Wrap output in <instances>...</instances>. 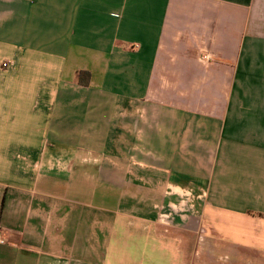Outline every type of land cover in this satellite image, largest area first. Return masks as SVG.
<instances>
[{"label":"crops","instance_id":"0c3cea01","mask_svg":"<svg viewBox=\"0 0 264 264\" xmlns=\"http://www.w3.org/2000/svg\"><path fill=\"white\" fill-rule=\"evenodd\" d=\"M0 233V264H264V0H0Z\"/></svg>","mask_w":264,"mask_h":264},{"label":"built area","instance_id":"2783aa9c","mask_svg":"<svg viewBox=\"0 0 264 264\" xmlns=\"http://www.w3.org/2000/svg\"><path fill=\"white\" fill-rule=\"evenodd\" d=\"M7 63H4L3 66H7ZM0 243H5V239L2 238L1 233H0Z\"/></svg>","mask_w":264,"mask_h":264},{"label":"trees","instance_id":"16d2710c","mask_svg":"<svg viewBox=\"0 0 264 264\" xmlns=\"http://www.w3.org/2000/svg\"><path fill=\"white\" fill-rule=\"evenodd\" d=\"M84 72V71H83ZM82 71L79 73V75L81 74V73H83Z\"/></svg>","mask_w":264,"mask_h":264}]
</instances>
